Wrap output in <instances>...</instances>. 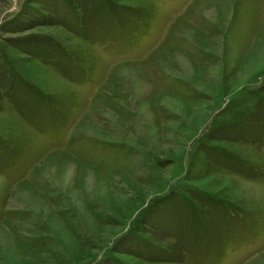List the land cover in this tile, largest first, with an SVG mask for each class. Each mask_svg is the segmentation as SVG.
<instances>
[{
	"label": "rangeland",
	"instance_id": "374dc122",
	"mask_svg": "<svg viewBox=\"0 0 264 264\" xmlns=\"http://www.w3.org/2000/svg\"><path fill=\"white\" fill-rule=\"evenodd\" d=\"M0 264H264V0H0Z\"/></svg>",
	"mask_w": 264,
	"mask_h": 264
}]
</instances>
